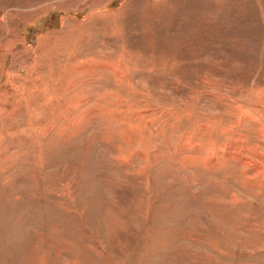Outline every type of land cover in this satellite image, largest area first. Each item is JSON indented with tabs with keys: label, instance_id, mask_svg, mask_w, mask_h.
Instances as JSON below:
<instances>
[{
	"label": "rangeland",
	"instance_id": "rangeland-1",
	"mask_svg": "<svg viewBox=\"0 0 264 264\" xmlns=\"http://www.w3.org/2000/svg\"><path fill=\"white\" fill-rule=\"evenodd\" d=\"M0 264H264V0H0Z\"/></svg>",
	"mask_w": 264,
	"mask_h": 264
},
{
	"label": "bare ground",
	"instance_id": "bare-ground-1",
	"mask_svg": "<svg viewBox=\"0 0 264 264\" xmlns=\"http://www.w3.org/2000/svg\"><path fill=\"white\" fill-rule=\"evenodd\" d=\"M228 156H229V157H233V158H234V157H235V158H238L237 156H230L229 153H228ZM246 168H249V166H248L247 164H246ZM258 170H259L258 168L252 169L253 174H254V175H257V174H258Z\"/></svg>",
	"mask_w": 264,
	"mask_h": 264
}]
</instances>
